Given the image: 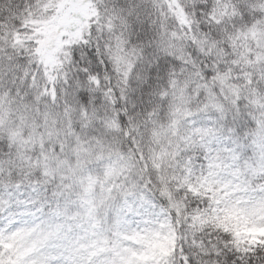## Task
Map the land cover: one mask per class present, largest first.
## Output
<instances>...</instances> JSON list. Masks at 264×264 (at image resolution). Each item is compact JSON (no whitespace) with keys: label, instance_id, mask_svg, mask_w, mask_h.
Masks as SVG:
<instances>
[{"label":"snow or ice","instance_id":"obj_1","mask_svg":"<svg viewBox=\"0 0 264 264\" xmlns=\"http://www.w3.org/2000/svg\"><path fill=\"white\" fill-rule=\"evenodd\" d=\"M0 264H264V0H0Z\"/></svg>","mask_w":264,"mask_h":264}]
</instances>
